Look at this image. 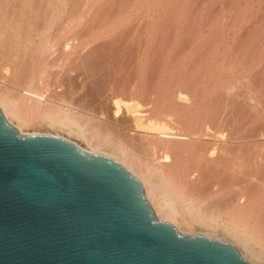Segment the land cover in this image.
I'll list each match as a JSON object with an SVG mask.
<instances>
[{
	"label": "bare ground",
	"instance_id": "obj_1",
	"mask_svg": "<svg viewBox=\"0 0 264 264\" xmlns=\"http://www.w3.org/2000/svg\"><path fill=\"white\" fill-rule=\"evenodd\" d=\"M237 3L0 0V111L21 131L74 127L140 181L156 218L179 232L220 219L264 260V5ZM194 44L215 55L208 82L200 52L168 68Z\"/></svg>",
	"mask_w": 264,
	"mask_h": 264
},
{
	"label": "water",
	"instance_id": "obj_2",
	"mask_svg": "<svg viewBox=\"0 0 264 264\" xmlns=\"http://www.w3.org/2000/svg\"><path fill=\"white\" fill-rule=\"evenodd\" d=\"M0 264H251L229 241L156 218L115 159L0 111Z\"/></svg>",
	"mask_w": 264,
	"mask_h": 264
},
{
	"label": "rangeland",
	"instance_id": "obj_3",
	"mask_svg": "<svg viewBox=\"0 0 264 264\" xmlns=\"http://www.w3.org/2000/svg\"><path fill=\"white\" fill-rule=\"evenodd\" d=\"M236 1H238V5H240L238 8H242V6H244L245 5V3H246V0H236ZM245 1V2H244ZM260 1V2H259ZM219 2V1H218ZM242 2H243V4H242ZM247 2H248V4H249V2L250 3H253L252 5H253V8L254 9H257V8H260V7H262L263 5H264V0L262 1V0H247ZM255 3V4H254ZM259 5H258V4ZM263 3V4H262ZM247 4V3H246ZM261 4V5H260ZM207 5V4H206ZM250 5V4H249ZM258 6V7H257ZM256 7V8H255ZM240 8V9H241ZM253 9V10H254ZM233 14H235V13H233V12H231V17H233L234 15ZM233 23H234V21H233ZM229 24H230V30L229 29H227V27L229 26ZM228 25V26H227ZM235 25V24H234ZM200 26V25H199ZM232 27H234L233 26V24H231V22H229L228 24H226V29H227V33L230 35V34H232L233 35V33L235 32V30L236 29H234V28H232ZM232 29V30H231ZM238 30V29H237ZM231 31L233 32V33H231ZM200 33L201 34H203V33H205V31L203 30H201L200 31ZM204 35V34H203ZM227 37H229L228 35H227ZM229 40V42L231 43L232 41H231V38H229L228 39ZM195 43H197V44H199L198 42H195ZM195 45L194 44V46L196 47V46H198L197 48L198 49H200L199 51L197 50V49H195V53H193L194 52V48L192 49V47L190 48H188L189 50L187 51L185 48V50L184 49H181L180 51H179V53L181 54V57H183V58H185V56H186V59H183V58H181L180 57V55H179V57L180 58H173V57H171L170 59H168L169 60V63L171 64H168L169 66H168V68H170V66L172 67V66H175V64L177 65L180 61H181V59H182V61H184V64H185V62L186 63H189L190 64V60L193 58V60H194V57L196 56L195 54H198L199 52L201 53H199L198 55H201V57H202V59L204 60L205 58V60L203 61L202 60V64L200 63L201 62V59H200V61L196 64L197 66L199 65V68L197 67V66H195V64L191 61V65L193 66H195V67H197L196 68V74H197V76L199 77L200 75H201V77L204 79V78H210V72H207V68H209V67H207L206 68V65H209V61L208 60H210L209 58H215V55L213 54V56L211 55L209 58H208V60H207V57L209 56V54H207V53H203L202 54V52H201V46L199 47V45ZM223 48V47H222ZM222 48H220V49H222ZM178 49H180V48H178ZM182 50H184V51H182ZM192 50V51H191ZM186 51L188 52V53H186ZM191 52H192V54H194L195 56L193 57V55L191 54ZM174 53V52H173ZM209 53V52H208ZM187 54H188V56H187ZM204 54H206V56L204 57ZM183 55V56H182ZM191 55H192V57H191ZM203 55V56H202ZM222 55V53L220 52V56ZM189 57H191L190 58V60H188L189 59ZM199 57L200 56H196V58H198V60H199ZM220 58H222V56L221 57H218L217 59H220ZM175 59V60H174ZM180 59V60H179ZM171 60V61H170ZM177 60H179L178 61V63H177ZM197 59H195V61H196ZM175 61V62H174ZM189 61V62H188ZM205 61H207L206 63H203V62H205ZM193 63V64H192ZM200 63V64H199ZM189 64H186V66L188 67V65ZM206 64V65H205ZM202 67H201V66ZM177 66H180V65H177ZM194 66H193V68H194ZM204 66V67H203ZM185 67V66H184ZM214 67V66H213ZM205 69L204 71H203V69ZM173 69H175V68H173ZM200 70H202L201 72H200ZM208 71H209V69H208ZM74 72H75V70H74ZM205 72V73H204ZM203 73L205 74V77H203ZM206 73H208V74H206ZM207 78L206 79H204V80H206L207 81ZM209 81V80H208ZM207 81V82H208ZM99 89H100V87H99ZM98 89V90H99ZM101 89H103L102 87H101ZM91 105L92 104H89L88 106H90L89 107V112H93L94 111V108L93 107H91ZM235 105H237V104H235ZM72 106V105H71ZM74 106V105H73ZM93 106V105H92ZM92 108H93V110H92ZM94 113V112H93ZM89 114V113H88ZM89 115H91V114H89ZM73 130H75L74 129V127L73 128H69V127H67V126H65V125H54V124H51V123H48V122H46V121H34V122H30L29 124H26V125H23V127H22V132L23 133H49V134H55V135H58V136H62V137H64V138H67V139H69V140H71V141H73L74 143H76L77 145H79V146H81L82 148H84V149H86V150H91L92 152H98V153H104V151L101 149V146H96L93 142H91L90 141V144H89V140L87 141V140H85L84 139V137L83 136H81V135H79L78 133H75V132H73ZM95 145V146H94ZM138 148V147H137ZM94 150V151H93ZM138 150V151H137ZM141 150V152H144L145 153V150L146 149H141V148H138V149H136V152H137V154L138 155H140L141 157L140 158H144L143 157V155L145 156V158L144 159H146V157H148V156H146L144 153H141V152H139ZM143 150V151H142ZM138 159L136 158V161H137ZM237 173V172H236ZM216 198V197H215ZM188 217V216H187ZM224 217V216H223ZM190 217H188L187 219H189ZM176 219H178V221H179V223L181 222V218L177 215V217H176ZM224 219V218H223ZM221 220L219 219V221L216 223V224H214L213 226H206V225H204V224H201V223H199V222H197V221H189V223H187L185 226H183L182 224V228H184L183 230H184V232H186V233H191V234H193V233H201V234H205V235H208V236H211V237H216V238H220V239H223V240H226V241H229L230 243H232V244H234L237 248H238V250H239V252L251 263V264H263L264 262H262V261H264V260H262V259H256V258H252L251 256H250V258L248 257V254H247V252L245 251V249L243 248V246L240 244V242L236 239L237 237L235 236L234 237V235H233V233L227 228V227H225L224 226V223L222 224V222L221 223H219ZM224 221H225V219H224ZM171 222V221H170ZM172 223V222H171ZM173 223L175 224V226H176V223L173 221ZM180 225V224H179ZM177 227V226H176ZM260 260V261H259Z\"/></svg>",
	"mask_w": 264,
	"mask_h": 264
}]
</instances>
